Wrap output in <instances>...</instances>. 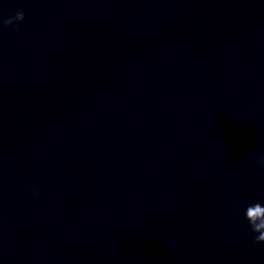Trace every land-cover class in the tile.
Here are the masks:
<instances>
[{
  "label": "clouds",
  "instance_id": "obj_1",
  "mask_svg": "<svg viewBox=\"0 0 264 264\" xmlns=\"http://www.w3.org/2000/svg\"><path fill=\"white\" fill-rule=\"evenodd\" d=\"M25 19V14L23 10H19L15 13L14 17H8L7 19L2 20V26H18L19 22H22ZM259 164L264 166V156L259 160ZM33 194L38 196L39 193L32 189ZM245 219L247 221V227L250 231L255 234L253 239L255 243H264V204L257 201L253 204H250L245 209Z\"/></svg>",
  "mask_w": 264,
  "mask_h": 264
}]
</instances>
